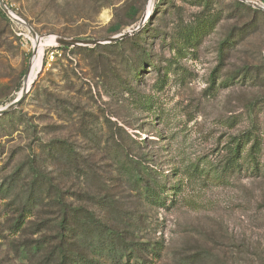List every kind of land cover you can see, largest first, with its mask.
I'll return each instance as SVG.
<instances>
[{"label":"rangeland","instance_id":"obj_1","mask_svg":"<svg viewBox=\"0 0 264 264\" xmlns=\"http://www.w3.org/2000/svg\"><path fill=\"white\" fill-rule=\"evenodd\" d=\"M3 1L0 109L19 95L34 45L43 52L24 99L0 115V264H61L64 243L104 264H264V10L242 0L209 10L198 0ZM23 20L51 38L39 43ZM197 25L206 32L184 39ZM54 35L103 43L61 46ZM252 128L256 171L245 158ZM145 183L165 186L162 204L149 203ZM95 226L121 235V262L93 252Z\"/></svg>","mask_w":264,"mask_h":264},{"label":"trees","instance_id":"obj_2","mask_svg":"<svg viewBox=\"0 0 264 264\" xmlns=\"http://www.w3.org/2000/svg\"><path fill=\"white\" fill-rule=\"evenodd\" d=\"M201 1L202 3L205 4V7L207 10H209L210 6H211V1L212 0H198ZM241 5L252 9V10H257L255 8H252L251 6L246 5L245 3L239 2ZM2 12V13H1ZM3 14L6 15V13L2 10V7H0V15L2 16ZM206 32V31H205ZM204 31H200L198 29V25L197 26H190L188 28H186L185 30H182L181 33L185 34L184 39L186 40H191L192 38L195 39H199L200 35L202 36L204 33ZM123 42V39L116 42L118 45H120ZM221 53H223V48H221L220 50ZM243 80L246 81H250V78H248L246 75H242ZM21 87L18 88V91H20ZM15 99V97L11 98L8 102L10 103L11 101H13ZM247 138L250 139L252 138V144L251 147L249 149V152L247 153L246 157L247 160L249 161L248 163L251 164L252 169L254 171L259 169V160L257 157V154L259 152V143H260V137L257 134V128L255 129H251L249 132H246ZM252 134V135H250ZM240 145L241 143L239 142L238 145L236 147H234L231 151L234 152L230 158V162L234 161L236 162L237 166H240L239 163H237L238 158L240 156ZM143 169V167L141 168ZM140 170V169H139ZM139 171H135L136 174H138ZM141 176V175H140ZM143 179V178H142ZM146 182L145 180H141V182ZM147 185V186H146ZM144 186L146 187L145 192L146 195L145 197L148 198L149 203L154 204V203H163L160 202L161 200V192L159 190H163L165 189V186H161L158 187L154 186V185H150V184H144ZM62 206V203H61ZM64 211V209H62ZM31 212V208H29V205L26 204L25 208L21 210V214L19 216L18 221L15 223V225H13L11 227V229H13V232L17 233L18 230L22 229V227L25 224L26 219L29 217L27 213ZM61 222H66L67 220V215H65L63 212L61 213ZM77 219V217H75ZM79 229H82L83 232H87V228L80 226ZM112 230V229H111ZM91 231H93V233L91 234L92 236L96 237V244H92V250L93 252L99 254V253H105L108 256L106 258H114L116 261L121 262L120 257L123 256L124 252L123 250H127L126 247H123L122 244H124L122 242V238L121 235L118 234H113L115 231H111L109 233H107L104 229H102L101 227H93V229H91ZM99 237H101L102 239H100ZM103 242V243H102ZM106 243V245L104 244ZM72 244V243H71ZM60 259H61V264H104V262H102L99 259H94V258H88L87 256H82V255H78L76 257H72L67 251H69V247H66V243H64L63 245H60ZM148 251L152 252L153 254H155L156 256H160V253L157 251H154V249H149L147 248ZM130 255L128 256L129 260H132L134 258V251L130 250ZM152 262V261H151ZM137 264V263H135Z\"/></svg>","mask_w":264,"mask_h":264},{"label":"water","instance_id":"obj_3","mask_svg":"<svg viewBox=\"0 0 264 264\" xmlns=\"http://www.w3.org/2000/svg\"><path fill=\"white\" fill-rule=\"evenodd\" d=\"M256 8L262 9L264 10V5L259 3V2H255L252 0H242ZM0 5H2L4 7V9L6 10V12H8L10 14L11 10L5 5L3 0H0ZM24 21V20H23ZM24 23L28 26V28L30 29V31L33 33V35L35 36L36 40L40 41L43 39H48V37L52 36L50 34H46V35H38L36 33V31L28 24L24 21ZM133 32V31H132ZM131 32H125L123 34H120L118 36L115 37H111L108 39L109 42H113V41H118L121 40L127 36H129ZM55 36V35H54ZM55 42L61 46H86V45H91V44H97V43H103L101 40H96V39H80V38H66V37H62V36H55ZM37 46L34 45V50H33V56L36 54L37 52ZM31 66V65H30ZM30 72H27L26 77H25V81L23 84V87L19 93V95L10 103H8L4 108L0 109V115L7 113L11 110H13L14 108H16L21 101L24 99L26 93L28 92L29 89H27V85H26V79L28 77V74ZM35 81V80H34ZM34 81L32 82V84L34 83ZM31 84V85H32Z\"/></svg>","mask_w":264,"mask_h":264},{"label":"bare ground","instance_id":"obj_4","mask_svg":"<svg viewBox=\"0 0 264 264\" xmlns=\"http://www.w3.org/2000/svg\"><path fill=\"white\" fill-rule=\"evenodd\" d=\"M49 38H51V36ZM37 49L38 50H37L36 54L32 58L30 72H29L28 77L26 79L27 89H30L32 82L35 80V79H33V77H34L35 71H36L37 67L39 66L41 59H42V52H43L42 47L40 45H37ZM39 71H40V69L37 71L35 78L37 77V74Z\"/></svg>","mask_w":264,"mask_h":264}]
</instances>
